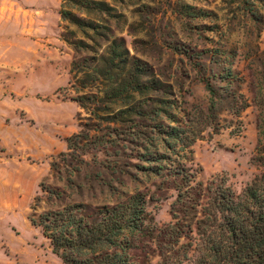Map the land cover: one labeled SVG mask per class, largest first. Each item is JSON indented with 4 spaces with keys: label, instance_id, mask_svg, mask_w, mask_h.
<instances>
[{
    "label": "rangeland",
    "instance_id": "1",
    "mask_svg": "<svg viewBox=\"0 0 264 264\" xmlns=\"http://www.w3.org/2000/svg\"><path fill=\"white\" fill-rule=\"evenodd\" d=\"M63 3L94 30L62 21ZM63 39L92 47L76 51ZM114 44L130 61L125 69L107 62ZM98 69H111L118 83ZM125 77L141 90L133 83L113 96ZM207 82L218 95L220 130L192 142L198 111L209 104ZM263 91L259 1L0 0V264H63L29 217L70 204L112 207L138 193L147 225L130 235L132 262L204 259L207 236L197 225L215 184L226 178L241 193L264 174L257 127ZM232 94L247 102L239 116L229 111ZM171 127L186 139L159 131ZM155 154L170 159L163 169L147 161ZM183 165L206 188L198 205L178 204V183L166 175Z\"/></svg>",
    "mask_w": 264,
    "mask_h": 264
},
{
    "label": "trees",
    "instance_id": "2",
    "mask_svg": "<svg viewBox=\"0 0 264 264\" xmlns=\"http://www.w3.org/2000/svg\"><path fill=\"white\" fill-rule=\"evenodd\" d=\"M256 1L264 5V0ZM59 15L62 21H68L81 32L87 29L94 30L90 24L65 10L64 3ZM252 15L255 16L253 11ZM63 41L73 46L76 51L92 47L82 39ZM108 49L110 55L108 63L117 62L118 66L124 69L130 64L119 45H111ZM101 57L104 58L103 55ZM137 70L141 71L139 68ZM97 73L110 75L111 84L118 83L112 78L111 69L105 72L98 69ZM133 83L138 85L137 80L132 78L121 79L117 88H111L113 96L129 93ZM139 87L140 84L137 88ZM206 87L210 96L209 104L206 113L198 111L197 123L200 130L189 134L193 137L192 142L202 137L207 129L215 131V134L220 130L219 123L216 122L218 95L209 82L206 83ZM237 96L240 102L235 101ZM229 97L233 103L235 102L229 111L239 116V113L247 108L246 100L236 94ZM83 99L76 102L81 108L86 109V102ZM258 107V146L264 155V91L261 92ZM159 131L178 141H184L187 137L178 128H160ZM79 137L75 136V139ZM68 143L69 149L77 145L72 138ZM147 161L160 164L170 159L165 154H155ZM55 166L56 164L52 163V170L60 173ZM157 167L164 168L162 164ZM167 170V177H172L173 181L178 183L176 185L178 204L198 205L206 196V188L195 182V174L184 165ZM213 189L206 202V220L197 225L199 232L204 229L201 235L207 236V251L210 254L196 264H264V174L256 176L241 193L234 191L226 178H220ZM28 220L33 227L40 228L43 237L49 240L53 254L61 259L63 264H134L129 256L131 249L129 238L132 234L142 232L147 225L146 200L138 193L112 207L91 208L84 203L70 204L58 210L45 211L37 218L29 217Z\"/></svg>",
    "mask_w": 264,
    "mask_h": 264
},
{
    "label": "crops",
    "instance_id": "3",
    "mask_svg": "<svg viewBox=\"0 0 264 264\" xmlns=\"http://www.w3.org/2000/svg\"><path fill=\"white\" fill-rule=\"evenodd\" d=\"M29 221V220H28ZM29 223H30V221H29ZM30 225H31V223H30ZM32 226V225H31ZM33 227V226H32ZM5 264H12V262L10 261V260H8V261H6L5 262Z\"/></svg>",
    "mask_w": 264,
    "mask_h": 264
}]
</instances>
